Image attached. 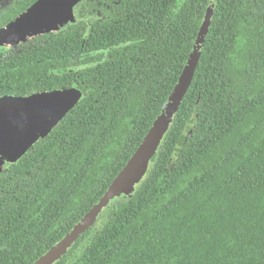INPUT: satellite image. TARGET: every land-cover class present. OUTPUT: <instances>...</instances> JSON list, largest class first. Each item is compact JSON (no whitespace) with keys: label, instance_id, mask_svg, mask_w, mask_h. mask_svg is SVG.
Listing matches in <instances>:
<instances>
[{"label":"trees","instance_id":"16d2710c","mask_svg":"<svg viewBox=\"0 0 264 264\" xmlns=\"http://www.w3.org/2000/svg\"><path fill=\"white\" fill-rule=\"evenodd\" d=\"M211 3L192 81L144 179L54 264H264V0H86L93 23L46 37L18 64L64 69L57 82L82 97L0 171V264H33L103 196L172 91Z\"/></svg>","mask_w":264,"mask_h":264},{"label":"water","instance_id":"95a60500","mask_svg":"<svg viewBox=\"0 0 264 264\" xmlns=\"http://www.w3.org/2000/svg\"><path fill=\"white\" fill-rule=\"evenodd\" d=\"M79 1L81 0H39L28 12L0 31V40L8 35L28 31L43 33L57 30L67 19L72 20L69 11ZM212 17L211 3L204 13L203 23L180 76L131 158L112 180L103 196L59 242L33 264L57 262L96 223L99 214L110 202L116 198L132 196L144 179L150 162L172 123V117L190 86ZM79 98L80 93L75 89L25 98H0V171L4 163H15L34 143L45 138L66 113L75 107Z\"/></svg>","mask_w":264,"mask_h":264},{"label":"flooded vegetation","instance_id":"af4514ba","mask_svg":"<svg viewBox=\"0 0 264 264\" xmlns=\"http://www.w3.org/2000/svg\"><path fill=\"white\" fill-rule=\"evenodd\" d=\"M38 1L39 0H0V23H2L4 18H8L4 24L0 25V31L28 12ZM85 2L86 0H81L73 5L69 11L72 20L67 19L62 27L57 30L43 33H33L34 31H28L26 33L8 35L0 40V96L30 97L31 95L52 93V91L54 92L56 90L62 92L75 89L80 93L79 100L81 99L82 93L76 84H73L70 87H64L65 84L57 82V79L62 76L64 69L57 70V67L50 66L41 74L37 71L34 65H27V70L24 73H21L18 70L17 65L22 64L28 58H33L42 47H46V37L55 36L65 31L73 24L82 22L89 25L93 23L95 18L94 13H83V5ZM51 78H53L52 82H55L56 86L46 84L45 81H49ZM21 88L26 89L27 93L25 96H12L7 94V92L20 94ZM41 88H45L46 90H41ZM32 146L30 148H32Z\"/></svg>","mask_w":264,"mask_h":264},{"label":"clouds","instance_id":"9594fccd","mask_svg":"<svg viewBox=\"0 0 264 264\" xmlns=\"http://www.w3.org/2000/svg\"><path fill=\"white\" fill-rule=\"evenodd\" d=\"M173 118V117H172Z\"/></svg>","mask_w":264,"mask_h":264}]
</instances>
